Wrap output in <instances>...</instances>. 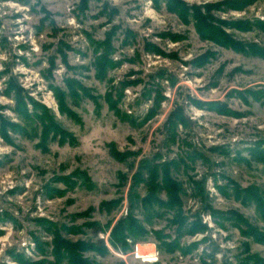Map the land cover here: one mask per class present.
I'll return each mask as SVG.
<instances>
[{
	"label": "rangeland",
	"instance_id": "rangeland-1",
	"mask_svg": "<svg viewBox=\"0 0 264 264\" xmlns=\"http://www.w3.org/2000/svg\"><path fill=\"white\" fill-rule=\"evenodd\" d=\"M0 264H264V0H0Z\"/></svg>",
	"mask_w": 264,
	"mask_h": 264
},
{
	"label": "trees",
	"instance_id": "trees-1",
	"mask_svg": "<svg viewBox=\"0 0 264 264\" xmlns=\"http://www.w3.org/2000/svg\"><path fill=\"white\" fill-rule=\"evenodd\" d=\"M133 222H134V221L130 220L128 223H126V224H127V225H126V226H127L126 229H128V230L131 231V229H133V228H132Z\"/></svg>",
	"mask_w": 264,
	"mask_h": 264
}]
</instances>
